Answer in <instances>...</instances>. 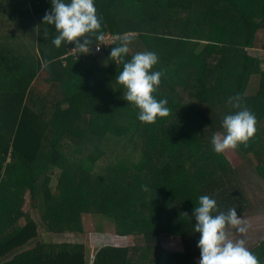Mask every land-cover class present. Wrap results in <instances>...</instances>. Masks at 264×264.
I'll return each instance as SVG.
<instances>
[{
  "label": "trees",
  "instance_id": "trees-1",
  "mask_svg": "<svg viewBox=\"0 0 264 264\" xmlns=\"http://www.w3.org/2000/svg\"><path fill=\"white\" fill-rule=\"evenodd\" d=\"M95 7L101 29L86 34L88 53L63 58L75 47L52 43L54 26L43 23L51 0H0V264H199V197L243 219L249 211L237 160L211 144L224 116L239 110L229 97L256 116L255 135L237 150L254 158L264 182V55L247 52L264 33V0ZM106 34L119 40L92 54ZM132 38L159 57L153 95L167 100L169 115L154 124L124 100L122 65L109 57L128 42L131 59ZM254 76L258 91L247 96ZM83 215L111 220L113 232L89 246L51 241L84 234ZM164 236L180 238L183 251L164 248ZM131 237L143 244L130 246ZM246 246L264 264V241Z\"/></svg>",
  "mask_w": 264,
  "mask_h": 264
},
{
  "label": "clouds",
  "instance_id": "clouds-1",
  "mask_svg": "<svg viewBox=\"0 0 264 264\" xmlns=\"http://www.w3.org/2000/svg\"><path fill=\"white\" fill-rule=\"evenodd\" d=\"M44 22L54 26L57 35L52 43L56 47L62 43H72L82 54L89 51L86 34L101 29L95 0H51V10L45 13ZM128 52V42L111 49L109 57L114 63L122 65L116 80L126 90L124 100L138 109V120L154 124L158 117L169 115L167 100H157L153 95L161 83L162 73L153 70L159 57L153 51H143L126 59ZM229 101L239 110L224 116L221 122L223 131L211 138L213 151L218 155L236 150L240 145L246 146L257 131L256 116L241 106L239 95L229 97ZM193 217L196 221L195 232L200 234L197 242L199 264H259L244 239L230 238L229 227L241 234L248 230L247 222L237 214L236 208L226 213L219 212L215 199L201 195L198 206L194 207Z\"/></svg>",
  "mask_w": 264,
  "mask_h": 264
},
{
  "label": "rangeland",
  "instance_id": "rangeland-1",
  "mask_svg": "<svg viewBox=\"0 0 264 264\" xmlns=\"http://www.w3.org/2000/svg\"><path fill=\"white\" fill-rule=\"evenodd\" d=\"M264 39V33L259 32L256 39V46L252 50L247 52L253 56L261 58L264 55L262 50V44ZM130 48L133 53L143 52V47L139 44V41L136 38H132L130 41ZM259 87V77L254 76L246 92L247 96L255 95ZM232 157V159L237 160L236 170L239 173L241 180V185L244 189V192L249 201V211L244 215V220L247 222L248 230L241 234L239 232L234 233L233 240L244 239L246 245L253 244L259 241H264V182L260 175L257 173L254 167V158L242 157L238 150H228L226 151ZM29 200V197H28ZM29 201L27 202L25 209H29ZM36 216H40L39 212L36 213ZM41 229H45L44 226ZM114 229L113 222L103 216L98 215H87L83 219V231L84 234H61L62 236H53L51 239L56 243H70V244H85L89 246L93 244L92 240L96 238L95 234H106L112 233ZM91 236L93 238H91ZM163 247L172 252H182L183 247L181 239L178 237L164 236L163 237ZM142 241L137 239L130 238V246H139L142 245ZM199 258H196L199 262Z\"/></svg>",
  "mask_w": 264,
  "mask_h": 264
},
{
  "label": "built area",
  "instance_id": "built-area-1",
  "mask_svg": "<svg viewBox=\"0 0 264 264\" xmlns=\"http://www.w3.org/2000/svg\"><path fill=\"white\" fill-rule=\"evenodd\" d=\"M125 37H127V35H125ZM118 40H119L118 36L111 35V34H106V35L101 37V40H100V42L98 44H96L95 46L92 47L91 53L92 54H99L103 50L109 49ZM81 54H82L81 51H79L78 49L74 48V49H71L66 55H64L63 58H66L68 56H73L75 58H78V57L81 56Z\"/></svg>",
  "mask_w": 264,
  "mask_h": 264
},
{
  "label": "crops",
  "instance_id": "crops-1",
  "mask_svg": "<svg viewBox=\"0 0 264 264\" xmlns=\"http://www.w3.org/2000/svg\"><path fill=\"white\" fill-rule=\"evenodd\" d=\"M84 217H86V215H83V219H84ZM64 234H68V233H63V235ZM51 235H55V236H62L61 234H51ZM51 235H50V239H51ZM132 238V237H131ZM130 239V238H129ZM129 239H128V241H127V243L129 244ZM51 241L53 242V243H55L52 239H51ZM57 243H59V242H56L55 244H57ZM62 243H64V242H62Z\"/></svg>",
  "mask_w": 264,
  "mask_h": 264
}]
</instances>
